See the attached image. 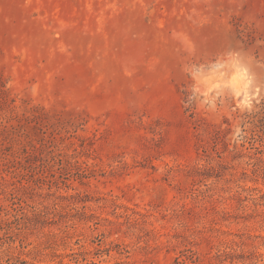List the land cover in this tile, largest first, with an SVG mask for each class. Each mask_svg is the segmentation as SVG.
Instances as JSON below:
<instances>
[{
    "label": "rangeland",
    "instance_id": "rangeland-1",
    "mask_svg": "<svg viewBox=\"0 0 264 264\" xmlns=\"http://www.w3.org/2000/svg\"><path fill=\"white\" fill-rule=\"evenodd\" d=\"M0 264H264V0H0Z\"/></svg>",
    "mask_w": 264,
    "mask_h": 264
},
{
    "label": "bare ground",
    "instance_id": "bare-ground-1",
    "mask_svg": "<svg viewBox=\"0 0 264 264\" xmlns=\"http://www.w3.org/2000/svg\"><path fill=\"white\" fill-rule=\"evenodd\" d=\"M230 70V69H229ZM237 71V70H236ZM224 72V71H223ZM227 73V72H226ZM230 74V73H229ZM227 77V76H226ZM244 80V79H243ZM234 83V86H236V88L239 90V91H241V93H242V95H245L246 96V91H244V90H242V88H241V82H242V79H237L236 77H235V80L233 81ZM248 86V85H247ZM231 89V88H230ZM236 91V90H235ZM245 92V93H244ZM242 99V98H241ZM247 99V98H246Z\"/></svg>",
    "mask_w": 264,
    "mask_h": 264
}]
</instances>
